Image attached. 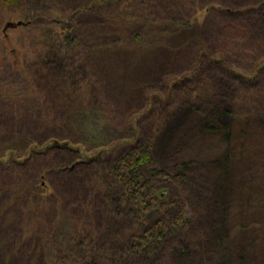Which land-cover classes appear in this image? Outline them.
<instances>
[{
	"label": "trees",
	"instance_id": "1",
	"mask_svg": "<svg viewBox=\"0 0 264 264\" xmlns=\"http://www.w3.org/2000/svg\"><path fill=\"white\" fill-rule=\"evenodd\" d=\"M191 4L206 8L211 30L206 34L198 24L199 33L193 36L198 45L190 47L189 60L178 72L167 68L149 84L136 79L129 86V91L144 92L134 113H140L135 139L128 142L123 128L109 119V76L93 59L111 52L145 61L163 52L164 63L190 44L178 36L194 26V14L186 12ZM0 6L22 8L31 24L40 18L39 9L59 15L37 22L47 30L50 24L60 30L43 32L44 44L35 60L23 58L24 66L17 64L0 32V76L10 72V78L0 77V159L9 157L0 160V189L15 190L7 206L23 193L30 210L47 219L38 216L32 228L23 230V244L38 239L34 246L43 252L48 235L53 237L61 221L68 239L52 260L61 264H173L194 253L207 256L211 250L219 264H264V218L252 217L264 211L260 175H245L243 199L237 201L240 217L233 216L234 208L224 201L219 206L223 219L216 223L221 230L208 235L211 209L200 212L206 220L186 204L187 187L196 182L195 160L185 159V150L178 147L175 154L181 158L164 167L157 164L155 150L172 119L187 110L196 118L188 129L201 136L210 151L209 170L222 168L224 176L236 158H244L252 139L262 132L264 123L260 129L256 123L264 118V110L254 98L249 100L257 110L251 114L238 107L243 104L244 75L230 66L241 67L247 53L259 68L264 65V0H0ZM99 27L111 28L114 37L88 46L85 41ZM228 78L236 87L234 95L227 96ZM151 84L159 94L147 90ZM104 113L111 133L97 148L89 142L84 115L98 122ZM263 160L264 155L259 163ZM257 172L264 176V171ZM44 179L53 187L46 197L40 191ZM222 184L226 192L233 183L227 177ZM46 205L54 211L51 216ZM34 255L33 250L25 258L30 261ZM44 258L42 254L41 264H50Z\"/></svg>",
	"mask_w": 264,
	"mask_h": 264
},
{
	"label": "rangeland",
	"instance_id": "2",
	"mask_svg": "<svg viewBox=\"0 0 264 264\" xmlns=\"http://www.w3.org/2000/svg\"><path fill=\"white\" fill-rule=\"evenodd\" d=\"M70 1L77 4L82 0ZM44 11L46 10L42 11V9H39L40 18L37 19L36 17V19L33 20L34 24H31V20L24 16L22 8L19 9V7H17L15 9L14 7L10 8L7 6H0V32L2 33L3 38L8 41L10 48H12L11 52L16 58V61L18 62L17 64L19 66H21V64L23 66L27 65L24 64L25 60L23 58H26V62L35 60V52L45 42V38L42 36L43 32L50 34L52 31L53 33H58L60 30L58 25L50 24L49 28L52 30L51 31L47 30V28H42V24H37L38 21L39 23H42L46 19H53L59 16L55 11H49L51 13L48 15V11H46V13ZM186 12L194 14V26L190 30L181 32L178 36V40H188L190 44L186 45L184 48H182V50L175 52L174 56H168L167 58L165 57L166 61L164 63H162L161 57L163 52L161 53L160 57L156 56L154 59L152 58L145 61H132L130 57L126 55L121 54V56H117L115 53L111 52L98 53V55L93 59L92 64L99 68L102 67L103 69H101L104 70L109 76V88L107 90V95L109 96V99L112 103L111 113L108 115L109 119L114 122V125H118L120 128H123L120 132H126L125 140L128 142L135 139V134H133V131L134 128H138L137 121L139 120L140 113H134L135 110L140 107V100L142 99L141 95L144 92L143 89L129 91V86H134V80L136 79L146 80V82L149 84L155 79H158L163 73V70L167 68L171 69L173 72H178L181 69L183 63L189 60L188 55L192 51L190 47L192 45H198V42H196L198 40L193 39V36L196 31L199 33V25L202 24L204 27L202 31L206 32V34H208L211 30L207 23L208 14L206 8H194V5L191 4V7H189ZM8 23H13V26L7 27ZM112 37H114V33L111 32V28L109 29L107 27H99V30L95 32V35L85 42L89 46L90 44L92 45L99 42H104L105 40L111 39ZM246 56L248 57L243 61L241 67H237L238 63L236 65H231L230 67H232V70L244 75L243 83L240 85V88L243 89V104L240 103V106L238 107L243 109V113L251 114V109L256 111L257 108L254 104H251L252 102L249 100V98H254V102L259 105V108H261L260 110H264V105L262 104V102L264 103V65L259 68L258 66L260 65H255L257 60H253V57L250 53H247ZM240 64L241 63H239V65ZM30 68L31 67H29L28 70ZM22 69L28 74L29 77H31L28 73L29 71H27V67ZM9 73V71L4 72V74L1 75L2 77L0 76L2 80L5 78H10ZM28 76L26 78L29 81L31 79ZM228 80L231 83V89L228 88L227 96H229V94L234 95L233 89L236 90V87H232L233 83L231 78H228ZM151 86L152 84L150 87ZM153 89L154 88L151 87L147 90H151L155 95L159 94V91H153ZM222 93L227 92L226 90H222ZM225 101H227V99ZM92 116L93 115L91 114L84 115L85 126L89 128V142H94L97 144L95 147L102 148L100 144L104 139H106V136L111 133V129L107 124L108 122L106 123V120L104 119L108 118V116L106 113H104V115L102 114V118L98 122H95V119ZM195 119L194 114L187 110L178 113L172 119L166 132L162 135L157 148L155 149L156 153H158L157 164L168 167L174 162L178 161L181 158L175 154V152H177L175 149L178 147L185 150V159L195 160L192 166V178H194L196 182L194 185H189L187 187L188 198H186V204H189V209L192 213H198V215L196 214L198 217H202L203 213L200 212L203 210L208 211V209H211L209 217V219H211L208 220L210 222L208 235H212V233H217L221 230L219 227L221 223L219 222H221L223 218L219 213V206H224V201H228L226 204L227 208L230 207V210L231 206L232 209L234 208L233 216L238 215V217H240L241 206L237 203V201L243 199V181H248V177L252 175L255 177L260 175L259 179L263 180V183L259 184L258 188L264 187V176L257 172L258 170L260 172L264 171V160L259 163V160L264 155V127L262 128L259 123L263 124L264 118H261L259 120L260 122L257 121L256 123L258 124V129L262 128L263 133L261 132L258 137L252 139V141L254 140L255 142L251 143L249 150L244 153V158H236L230 167L226 168L227 173L224 176L221 174L222 168L216 167L215 169H208L209 163L207 162V159L209 158L207 156H211L209 155L210 151L206 152L201 136L196 134L194 130L188 129V126H190ZM121 120H125L124 126L120 125ZM129 135L130 137H126ZM121 141H116L115 144L122 146L120 145ZM82 152L84 154V150ZM8 159L9 157L5 156L1 157L0 160L8 161ZM203 162L207 164L205 168L203 167ZM245 175L249 176L246 177ZM227 177L230 180V183L233 184L230 185L228 191L224 192L220 187L223 186L222 182H224ZM40 191L45 197L51 191H53V187L48 179H44L40 184ZM15 194V190L9 191L6 189L3 191L0 189V264H32L33 262L35 264H41L40 261H42V259H40V257L42 254H44V259L48 263L61 264L57 261L52 262V260L55 258L57 250H60L66 244L68 239L67 227L61 223V221H59V227L55 231L53 237L49 238L50 235L46 234L48 235L47 238L49 242L46 241L47 244L44 246L43 252H41L40 248L37 249L34 246L36 243H38V239H34L35 241L32 242L31 245L28 243L23 244L22 242L27 239L26 233L22 235L23 230L25 231L26 227L32 228V225L30 224H32L33 221L37 222L39 218H43L39 214L36 215L34 211L30 210L29 206H27L28 201H24L23 199L25 198L23 193L21 195V199H18L17 201L13 200L10 206H7V202L5 201L9 198H12ZM14 197H16V195ZM262 207H264V204ZM48 209L49 216H51L54 211L52 210L51 206H48ZM198 209L200 210L197 211ZM37 211H39V208ZM203 217L206 219V215H203ZM252 217L264 218V211L259 212L258 215L254 214ZM231 219L229 218L226 222V224L229 226L231 224ZM43 220L47 219L44 218ZM216 223H219V225ZM19 247H21L20 250H18ZM33 250L35 255L33 256L32 260L28 261V259L25 257L26 255L33 254ZM207 250H211L209 249V246ZM12 252H20V254L13 255V257L9 256ZM194 255L188 256L186 259H178V261L173 262V264H219V262L216 260V255L212 254V250L207 254V256L206 253H194ZM170 261L171 260L166 261V263L172 264Z\"/></svg>",
	"mask_w": 264,
	"mask_h": 264
},
{
	"label": "water",
	"instance_id": "3",
	"mask_svg": "<svg viewBox=\"0 0 264 264\" xmlns=\"http://www.w3.org/2000/svg\"><path fill=\"white\" fill-rule=\"evenodd\" d=\"M18 24H20V23H18ZM8 26H13V23H8V24H7V27H8Z\"/></svg>",
	"mask_w": 264,
	"mask_h": 264
}]
</instances>
